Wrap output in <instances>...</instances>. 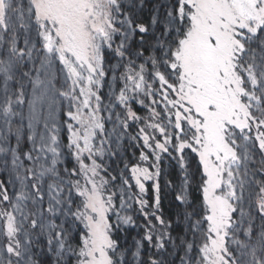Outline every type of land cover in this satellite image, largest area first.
I'll return each instance as SVG.
<instances>
[{"label":"snow or ice","instance_id":"snow-or-ice-1","mask_svg":"<svg viewBox=\"0 0 264 264\" xmlns=\"http://www.w3.org/2000/svg\"><path fill=\"white\" fill-rule=\"evenodd\" d=\"M0 176V264H264V0H0Z\"/></svg>","mask_w":264,"mask_h":264},{"label":"trees","instance_id":"trees-1","mask_svg":"<svg viewBox=\"0 0 264 264\" xmlns=\"http://www.w3.org/2000/svg\"><path fill=\"white\" fill-rule=\"evenodd\" d=\"M142 18L144 19V22H148V17H149V13L147 11H145L144 13L141 14ZM137 40L139 39V37L136 38ZM145 39L149 42H151V36H146ZM134 47L136 46L135 44L133 45ZM24 144H27V142L25 141ZM130 146L132 147V144L130 143L126 150H125V154H127V156L130 158ZM169 175L166 177V179L172 180L174 184L178 185L179 184V169L175 168V166L173 165V167H170L168 169ZM163 183V182H162ZM174 201V192L169 190V189H165L162 192V210H163V214L166 220H172L173 224H172V228L169 229V231L171 232L172 236L175 238L176 236H178L179 234H182L183 228L181 224H178L176 221V208L173 204ZM139 232L142 233V229L139 230ZM122 235V233H121ZM123 238V236L121 237V239ZM129 239H132V233L128 235ZM128 242V241H127ZM131 243V241H129ZM128 242V243H129ZM146 248L148 247L147 245L145 246ZM169 251H171V248H169ZM178 259V257H177Z\"/></svg>","mask_w":264,"mask_h":264},{"label":"rangeland","instance_id":"rangeland-1","mask_svg":"<svg viewBox=\"0 0 264 264\" xmlns=\"http://www.w3.org/2000/svg\"><path fill=\"white\" fill-rule=\"evenodd\" d=\"M114 62V61H113ZM107 92V85L105 86V88L102 90L101 94L104 95L105 93ZM137 107V111L141 114V115H144V111L143 109H140L139 106H136ZM109 127H111L109 125ZM135 130H136V125H133L128 131H129V135H133L135 134ZM62 139L64 141V143H66V134L62 133ZM14 143V141H13ZM130 144V142L128 140H125L121 146V149H120V155L118 157H115V158H112L111 160H108L107 163L110 164L111 168L113 169H116L117 171L119 169H121L123 167V161H126V160H131V159H135V156H138V151L135 149V147H131L130 146V158L127 156V154H125V150L127 148V146ZM30 147V145L27 143V144H24V142H22V145H21V151H26L28 150V148ZM135 153V156L133 155ZM72 165L69 164V167H71ZM3 177L0 176V179H2ZM133 191H135V189H133ZM151 197H152V192H151V189L149 190L147 196L145 198L149 199L150 202H151ZM137 223L138 224H142L143 223V218L142 217H137ZM139 228H129V229H126L125 232L122 233L121 237L123 236L122 238V241L126 238L127 241H131L132 242V239L133 237H136L137 235V232H139ZM132 233V239H129L127 238L129 234ZM130 244V242H129ZM49 264H50V261H49Z\"/></svg>","mask_w":264,"mask_h":264}]
</instances>
